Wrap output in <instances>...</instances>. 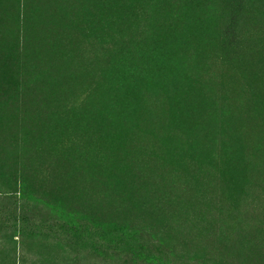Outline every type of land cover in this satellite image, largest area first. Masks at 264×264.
Instances as JSON below:
<instances>
[{"label": "trees", "instance_id": "16d2710c", "mask_svg": "<svg viewBox=\"0 0 264 264\" xmlns=\"http://www.w3.org/2000/svg\"><path fill=\"white\" fill-rule=\"evenodd\" d=\"M212 79L235 97L213 106ZM244 114L264 126V0H0V237L173 264L196 192L185 160L200 152L179 123ZM149 136L171 164L140 161Z\"/></svg>", "mask_w": 264, "mask_h": 264}, {"label": "rangeland", "instance_id": "374dc122", "mask_svg": "<svg viewBox=\"0 0 264 264\" xmlns=\"http://www.w3.org/2000/svg\"><path fill=\"white\" fill-rule=\"evenodd\" d=\"M212 80L217 88L211 98L210 94L206 95L213 106H219L224 96L235 97L237 89L233 80L218 85L216 79ZM202 105L204 114V108L209 106ZM198 115L201 117L196 111L195 118ZM187 120L179 123L180 128L186 131L182 139L193 143L192 148L196 150L192 157L200 152L185 160L189 179L196 182V192L188 208V224L184 229L189 247H185L187 250L178 249L173 264H264V126L250 114L242 117L231 115L226 120V128L213 127L204 132L194 119ZM171 130L173 147L170 145V150L178 157L181 153L176 137L181 132L176 127ZM149 140L150 136L147 145L137 146L140 148L137 149L140 161L154 159L171 164L167 151L149 147ZM6 143L12 147V143ZM9 146L0 150V162L5 164L12 161L8 156ZM83 196L88 198V194ZM197 199L198 202L194 203ZM41 206L40 214L54 222L57 213L51 207ZM251 237L254 243L248 247L245 241ZM198 243L200 248L196 246ZM14 245L15 249L0 237V264H21V261L22 264H144L125 256L105 257L76 251L66 243L49 238L25 244L18 241ZM16 249V255L12 254L11 251ZM202 252L206 257H197ZM168 260L167 256L164 257L161 264H169Z\"/></svg>", "mask_w": 264, "mask_h": 264}]
</instances>
